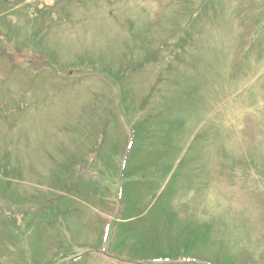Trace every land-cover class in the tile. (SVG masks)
Listing matches in <instances>:
<instances>
[{
	"label": "rangeland",
	"instance_id": "374dc122",
	"mask_svg": "<svg viewBox=\"0 0 264 264\" xmlns=\"http://www.w3.org/2000/svg\"><path fill=\"white\" fill-rule=\"evenodd\" d=\"M184 1L0 0V101L10 95L5 104L12 110L8 125L0 122V162L6 159L0 166L17 172L1 174L0 202L21 207L33 201L41 209V200L45 206L47 197L56 200L64 192L57 164L71 154L87 161L89 178L82 186L92 182L95 189L89 200H75L80 222L67 217L74 244L68 241L66 257L46 232L38 233L36 218L32 237L20 241L0 226V264H119L108 258V243L95 245V230L110 221L101 207L110 205L112 214L116 200L113 223L143 213L147 225L149 198L165 188L168 197L158 206L172 214L175 237L186 227L210 228L198 264H212L218 254L232 264H264V0H208L188 27L180 22L189 15ZM18 47L24 52L14 54ZM87 60L94 64L84 65ZM159 112L183 124L170 134L174 149L180 148L170 162L184 168L176 179L177 169L168 177L158 169L150 181L136 180L132 192L120 190L128 181H118L116 198L103 169L99 178L100 160L119 168L129 126ZM81 168L72 172L83 173ZM118 250L129 262L128 253L134 258L141 252L133 246Z\"/></svg>",
	"mask_w": 264,
	"mask_h": 264
},
{
	"label": "trees",
	"instance_id": "16d2710c",
	"mask_svg": "<svg viewBox=\"0 0 264 264\" xmlns=\"http://www.w3.org/2000/svg\"><path fill=\"white\" fill-rule=\"evenodd\" d=\"M8 98H10V95L8 96ZM8 98L0 101V109L3 110L0 122L3 124L7 123V125L9 123V113L12 114L11 108L8 107L7 104H5L6 101H8ZM11 100L15 102L12 98ZM168 108H170V106H168ZM168 116L172 118V121L168 120ZM142 119L143 120H140L139 118L138 120H136V123L132 127L134 132V138L132 140L133 145L130 153L126 158L127 161L125 167L122 170L121 168H117L112 171H109L108 168L106 169V171L103 170V173L111 172L110 179L112 180L113 178H115L116 185L118 181H122L124 183H126L127 181L129 182L128 185L122 183L120 184L121 191L124 189L126 192L130 187L132 192L135 185L140 183L136 180L145 179L146 176H149L150 181L154 176V173L158 169H162L164 174L168 177L175 165L172 162L176 160V153L180 149H174V147L172 146L170 134L173 135L174 133H179V130H182L183 124L181 122L178 123L177 121H175L174 117L168 112L166 113L165 118L162 114H154L153 117H151V115L143 116ZM163 120L167 122L165 123V125L162 124ZM2 141H0V147ZM134 150H137L138 154L135 153ZM172 153L174 154L172 155ZM2 160L3 159H1L0 164H6V159H4L3 161ZM7 166L8 165L0 166V175H12L13 177L14 175H17L16 170H13L14 168L11 167V169H9ZM182 168H184V164H178V166L176 167L177 170L172 176L174 179L178 177V171ZM8 178L9 177H7V179ZM126 178H129V180H124ZM75 181L78 184L75 183ZM81 184H84V182H81ZM88 185L90 186L89 188L81 190V187L79 186V180L76 179L74 180L72 187H77V190H79L78 192H82L84 190L87 194L94 193V187H92L90 183H88ZM165 192L166 188L161 192V194L158 195V197H156L155 195L149 198V206L146 208V210L150 208V214L146 222L147 225H144L142 222L143 213L138 217L132 216L129 218H125L124 221H127V223H117L116 221L115 223H111L109 225L106 235V241H109V243L112 244V247L110 249L111 251L109 253L110 256L122 254L120 253L122 251H119L118 247L120 248L121 246H124L127 249L129 246H133L136 247L137 250H141V252H138L135 255L138 257L134 258L131 257V253L127 254L128 256H130V260L133 262L132 264H140V262L136 261L137 258H142L140 260H143L145 262L143 264H149L150 262L157 260L160 261L159 263H162L164 261L173 263L179 260L187 259L198 261L202 260L201 250L205 248L207 242L209 241L210 228L207 229L206 225L191 226V229H188L186 227V230L184 232L179 235L177 234V237H175V234L172 233V230H176L177 228L174 227V219H172V214L167 212L166 210H162V208L158 206V203L160 201L168 197ZM74 196L76 197L80 195L74 194ZM151 205L152 207H150ZM58 208H60L59 203L58 206L55 205L53 207L54 212L51 218L49 216L47 217L46 215V219L49 218V220H45V218L42 219L43 224L45 223L54 232H57L59 229L56 223H60L58 221V218H60L62 215V211ZM28 212L29 209H26V211L20 215L22 218L18 219L19 223L18 221L15 222V219H17L18 217L17 214L11 213L7 217V223L14 227V236L17 238H19L20 235L24 238V235L27 233V229L30 226L28 220ZM71 213L73 214L75 212L73 210H70L69 212H67V216H71ZM29 219L31 220L32 218ZM168 219L171 221V224L162 225L163 220ZM125 237L128 238L126 242H124L123 240L125 239ZM145 249L147 252H145ZM209 262H211L212 264H232L233 259L226 254H218L213 261Z\"/></svg>",
	"mask_w": 264,
	"mask_h": 264
}]
</instances>
